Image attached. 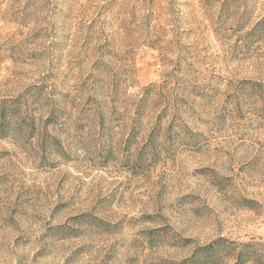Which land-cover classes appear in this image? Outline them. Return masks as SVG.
<instances>
[{
	"label": "rangeland",
	"instance_id": "1",
	"mask_svg": "<svg viewBox=\"0 0 264 264\" xmlns=\"http://www.w3.org/2000/svg\"><path fill=\"white\" fill-rule=\"evenodd\" d=\"M241 248L264 264V0H0V264Z\"/></svg>",
	"mask_w": 264,
	"mask_h": 264
},
{
	"label": "trees",
	"instance_id": "2",
	"mask_svg": "<svg viewBox=\"0 0 264 264\" xmlns=\"http://www.w3.org/2000/svg\"><path fill=\"white\" fill-rule=\"evenodd\" d=\"M247 244H244L242 247H246ZM213 247L211 245L207 246L205 248V251H209L211 250ZM195 256V255H194ZM193 256V257H194ZM192 257V258H193ZM235 259H236V264H241V263H245V262H248L250 261V257H249V254L246 250H244V248H241L239 249L237 252H236V256H235Z\"/></svg>",
	"mask_w": 264,
	"mask_h": 264
}]
</instances>
